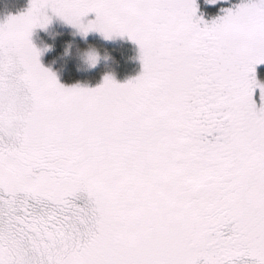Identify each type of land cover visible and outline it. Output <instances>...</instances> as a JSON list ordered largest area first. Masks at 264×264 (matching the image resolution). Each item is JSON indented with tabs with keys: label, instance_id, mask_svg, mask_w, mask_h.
<instances>
[{
	"label": "snow or ice",
	"instance_id": "obj_1",
	"mask_svg": "<svg viewBox=\"0 0 264 264\" xmlns=\"http://www.w3.org/2000/svg\"><path fill=\"white\" fill-rule=\"evenodd\" d=\"M197 10L30 0L0 24V264H264V0ZM53 15L126 35L142 72L59 83L31 40Z\"/></svg>",
	"mask_w": 264,
	"mask_h": 264
},
{
	"label": "trees",
	"instance_id": "obj_2",
	"mask_svg": "<svg viewBox=\"0 0 264 264\" xmlns=\"http://www.w3.org/2000/svg\"><path fill=\"white\" fill-rule=\"evenodd\" d=\"M196 3L204 16H209L217 11V8L209 6L207 0H196ZM29 5V0H0V18L6 22L9 16L25 12ZM48 14L52 15L50 11ZM92 39L88 40L89 46ZM31 40L35 47L41 51L39 59L42 66L54 72L58 82L64 86L86 81L97 82L100 79L101 71L98 68L92 69L82 63L79 56V52L83 49L81 40L72 27L59 17L53 15L51 23L46 28L34 29ZM106 42L109 43H105L102 48L99 47L102 54L109 55L106 69H115L120 80L133 75L137 69V63L133 60V41L116 35L112 39H106ZM68 43L72 45L71 55L65 56L64 51ZM45 45L53 47L51 50H46ZM258 78L264 82V67L259 66Z\"/></svg>",
	"mask_w": 264,
	"mask_h": 264
},
{
	"label": "rangeland",
	"instance_id": "obj_3",
	"mask_svg": "<svg viewBox=\"0 0 264 264\" xmlns=\"http://www.w3.org/2000/svg\"><path fill=\"white\" fill-rule=\"evenodd\" d=\"M30 1V0H29ZM236 3H238V0H217V2L215 4H211L209 3V6L211 8H217V11L214 14H211L209 16L207 15H203L204 13H202L199 9L197 10V15L199 17H202L203 20L207 21V22H211L213 19L224 15L225 13L222 11L223 9H227L229 7H233V5H235ZM95 19V13H89V15L87 17L84 18V23H87L88 20H94ZM5 21L3 19L0 18V24L4 23ZM71 26V25H70ZM72 29L74 30V32L76 33L77 37H79V39L81 40V44H82V50L87 49L89 47V42L88 40L92 39V43H90V46L94 47L100 54L101 59L99 60V62L96 64L95 67H91L92 69H99V71H101V73L99 74V80L96 81H86V82H80L77 83L82 87H88V88H95L97 86H99L100 84L103 83V78L105 75H111L113 77V79L117 82V83H126L128 80L135 78L136 76H138L142 70H143V66H142V62L139 59V47L138 45L133 42L134 44V55H133V60L136 61L137 63V69L135 71V73L133 75H129L127 76L124 80H120L118 77V72L115 69H106V64L109 63V55L108 54H102L100 52V48L99 47H103L105 43H109L106 42L105 37L103 36V34H101L98 31H90L87 33L86 38L82 37L79 34V30L76 27L71 26ZM119 37V35H117ZM123 38H127L129 39L126 35L125 36H120ZM130 40V39H129ZM87 41V42H86ZM118 42V41H117ZM80 53V52H79ZM260 67H264V64H260L256 66V71H257V78H258V68ZM259 79V78H258ZM261 81V80H260ZM263 82V81H261ZM76 85V84H74ZM68 86H73V85H68ZM256 102H257V107H260V100H259V90L257 89L256 91Z\"/></svg>",
	"mask_w": 264,
	"mask_h": 264
},
{
	"label": "clouds",
	"instance_id": "obj_4",
	"mask_svg": "<svg viewBox=\"0 0 264 264\" xmlns=\"http://www.w3.org/2000/svg\"><path fill=\"white\" fill-rule=\"evenodd\" d=\"M78 30H79V34L82 37L86 38L87 34L82 32L80 29ZM52 47H53L52 45H45L46 50H51ZM71 48H72L71 43H68L64 51L65 56L71 55ZM79 56H80L82 63L89 68L95 67L96 64L99 62V60L101 59L99 52L92 46H89L87 49L81 50L79 53Z\"/></svg>",
	"mask_w": 264,
	"mask_h": 264
}]
</instances>
